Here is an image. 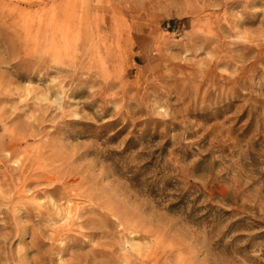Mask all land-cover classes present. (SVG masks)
Segmentation results:
<instances>
[{"label": "rangeland", "instance_id": "1", "mask_svg": "<svg viewBox=\"0 0 264 264\" xmlns=\"http://www.w3.org/2000/svg\"><path fill=\"white\" fill-rule=\"evenodd\" d=\"M0 264H264V0H0Z\"/></svg>", "mask_w": 264, "mask_h": 264}]
</instances>
